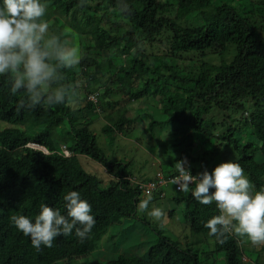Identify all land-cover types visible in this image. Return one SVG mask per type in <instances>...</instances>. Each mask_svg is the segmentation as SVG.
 Segmentation results:
<instances>
[{"label": "trees", "instance_id": "obj_1", "mask_svg": "<svg viewBox=\"0 0 264 264\" xmlns=\"http://www.w3.org/2000/svg\"><path fill=\"white\" fill-rule=\"evenodd\" d=\"M45 2L44 19L51 22L50 31L65 41L64 27L69 26L80 38L85 53L78 66L63 70L65 85L77 92L81 78L99 82L98 74L104 71V65L93 51L101 55L114 51L117 59L124 58L117 65L114 82L139 84L135 91L128 92L134 99L150 94L161 97L165 116L157 119L150 115V131L153 133L156 127L181 129L185 142L174 153L176 167L168 175L178 174L179 163L185 165L187 156L192 161L186 169L191 173L212 172L208 168L212 149L202 147L201 152L191 154L196 133L207 141L216 140V147L232 148L237 154L234 160L244 168L254 190H264V0H87L83 7L80 0ZM172 7L177 10L175 16L171 15ZM191 16L199 22L184 24ZM144 39L155 47L167 42L168 49L161 54H149L144 50ZM230 47L236 51L231 61L222 60L215 65L204 60L212 53L224 55ZM184 53L198 54V72L193 68L181 73L177 60ZM208 66L212 71L204 78L200 71ZM106 92L111 94L115 89ZM23 98L22 92L11 93L10 76H0V123L6 124L0 130V264H81L82 259L88 261L90 257L97 261H91L93 264H126L115 256L100 259L97 248L113 228L112 240L106 245L108 250H118V244L127 237L122 232L132 227L126 222H135L138 216L123 211L106 214L99 205L117 198L122 204L136 207L141 190L129 180L132 172L128 162L105 154L89 119L83 115L84 108L93 110L95 102L88 99L84 108L62 104L50 109L24 110L18 107ZM247 110L251 114L245 117ZM30 116L48 117L50 121L42 127L21 128ZM137 120L138 117L123 114L114 125H106L104 132L112 137ZM54 128L61 130L57 132L58 140ZM243 135L253 139V148L243 142ZM30 142L45 147L48 153L29 147ZM61 146L71 154L65 155ZM83 157L103 168L101 177L85 168ZM257 161L260 164L255 167ZM73 190L92 206L96 224L89 238L81 242L74 230L70 236L57 237L51 248L35 249L10 217L25 215L34 220L41 204L66 214L63 196ZM172 198L177 204L186 203L185 220L203 234L209 248L202 252L189 244L185 246L162 228L151 229L150 233L139 231L141 239L147 235L146 241L139 238L140 244H147L141 254L144 264H217L214 253L220 255L222 264H264V244L244 246L246 238L231 234L219 244L208 235L204 224L221 214L215 202L202 205L188 192L174 194ZM95 250L97 254L93 256Z\"/></svg>", "mask_w": 264, "mask_h": 264}, {"label": "clouds", "instance_id": "obj_2", "mask_svg": "<svg viewBox=\"0 0 264 264\" xmlns=\"http://www.w3.org/2000/svg\"><path fill=\"white\" fill-rule=\"evenodd\" d=\"M86 3L87 0H80L81 7ZM46 12L45 0H0V76H10L13 95L24 94L18 105L24 110L74 105L78 99L76 92L62 81L63 70L77 66L81 52L50 31V24L44 19ZM98 95V92L91 93L88 99L96 102ZM28 146L48 153L45 147L35 142ZM60 150L65 155L71 154L63 146ZM158 172H163L166 177L174 176L171 183L177 185L180 192L169 185L145 195L141 184L151 181ZM141 178L133 173L129 176L133 186L141 190V197L163 199L172 190L171 196L188 192L202 205L215 202L221 214L208 220L204 227L209 229L208 235L217 243L223 244L231 234L246 238L253 245L264 244V190H254L244 168L235 160L219 164L211 173L205 170L199 175L191 173L184 162H180L177 176L168 175L161 169L148 178ZM63 200L66 214H62L59 208L41 204L34 220L25 215H13L11 222L30 238L37 250L41 246L51 248L57 237L70 236L74 230L81 242L87 240L96 224L91 204L75 190L65 194ZM148 206L149 200L142 201L138 211L147 212L156 221L165 215L163 208L154 207L148 211Z\"/></svg>", "mask_w": 264, "mask_h": 264}, {"label": "rangeland", "instance_id": "obj_3", "mask_svg": "<svg viewBox=\"0 0 264 264\" xmlns=\"http://www.w3.org/2000/svg\"><path fill=\"white\" fill-rule=\"evenodd\" d=\"M170 1L174 2L175 0ZM244 4L247 5V2L244 1ZM171 12V15L175 16L177 10L173 9L172 7ZM54 13L59 14L58 11H55ZM198 22L199 19H195L194 16H191L189 21L183 23L197 24ZM49 24H51V22ZM64 29L65 42L69 46L74 45L78 47L82 57V55L85 53L81 50L80 38L69 26H65ZM143 41L144 50L149 54H161L163 50L167 51L168 49L167 42L160 43L161 46L155 47L152 46L148 40L144 39ZM93 53H95L94 57H96L97 60L104 65V71L98 74L99 82L90 83L85 79V77L80 79L78 84L79 90H77L76 92L78 99L74 105L80 108H84L88 104V96L91 93H100V96H98V101L95 102V110H88L84 108L83 115L89 119L91 123L90 127L97 135L98 143L105 154L111 159L126 160L129 164V170L139 178H148L152 175L153 172L155 173L157 170L162 169L168 172L169 170L172 171V169H175L176 157L174 156V153L178 152L177 150L180 145H185V142L181 139L184 131L177 128L163 129L160 127H156L154 132L152 133L149 129V125L151 122L150 115L157 119H162L163 116H165L161 111V97L158 98L159 96L156 97L150 94L140 99L132 98L128 92L135 91L136 88H138L139 84L123 85L120 84L121 82L119 81H113L117 76V65L122 64L124 58L122 57L121 59H117V55L114 51L103 53V55L96 54L98 52L95 51H93ZM235 54V48L230 47V49L224 55L212 53L209 54V56H207L204 60L211 64L219 65L221 64L222 60L227 62L231 61L234 58ZM198 59H200V57L197 53L182 54L180 56V59L177 60L178 64L181 67V73L186 74L193 68L194 72H198L197 68H195ZM154 65L158 67L157 64ZM92 67L94 69V66ZM211 71V66L204 67L200 71L201 76L206 78ZM107 89H115V92L109 94L108 92H106ZM113 102H115L114 106H112ZM123 114L128 117H138V120L134 124L125 127L127 128V130L124 129V131H116L115 133H113L112 137H110L104 132V127L108 124L114 125V123L118 119H120ZM250 114V110H247L244 116L246 117ZM240 115L241 114H236L237 117ZM27 121V125L25 126L20 124L22 125L21 128L28 130L29 128H33L30 126L34 125L41 127L46 126L49 123L50 119L48 117L37 118L35 116H30ZM241 121L244 120L242 119ZM218 122H221L220 117L218 118ZM3 127H6V124L0 123V130H2ZM60 131V129L58 131L56 128L53 129V134L57 140L59 139L58 133H60ZM215 133H220V131H215ZM241 138L243 139L244 143L247 142V144L250 145V148L254 147L253 139H251L249 135H243L241 136ZM194 142L195 146L191 152L192 155L197 151L201 152L203 150L201 149L202 147L212 149V155L209 157L210 164L208 166L211 171H213L214 168L219 164L234 160L237 157L236 152L230 147L222 149L220 148V146L216 147L218 145L217 141L214 139L207 141V139H205L204 137L194 133ZM85 161H88L87 165ZM191 161L192 160L190 159V156H187L184 165L185 168L191 167ZM81 162L85 166V168H87V170H91L99 177H101L104 172L103 168L92 160H88L83 157L81 159ZM259 164L260 161H257L255 163V167H257ZM103 184L107 185L108 180L106 183L103 182ZM172 193H174L172 190L167 192L168 196L165 199L156 198L157 196H154L155 198L142 196L140 199L139 204L142 201L149 200L148 211H151L154 207L163 208L165 215L160 221H156L153 218H150L147 215V212H139V204L136 207L129 204H122L117 198L110 199L100 204V211L106 214L123 211L128 215L136 213L138 216L137 221L134 222L132 220H129L128 222H126L129 226L132 227H127V229L125 228L126 230L124 229V231L122 232L123 235H127V237H125L124 240L120 244H118V250L112 251L116 248L111 250V247L110 250H108V247L106 245V243L112 240L110 235L112 232H114L113 228H110V231L102 237V239L100 240L101 247L97 248L100 254V259L105 258L104 260H106L115 256L114 258H117L122 263L125 262L126 264H144L145 261L142 260L141 254L146 250L147 244H140V234L138 232L144 231L150 233L151 229L155 230L156 228L164 229L166 233L169 234L174 240H179L185 246L189 244L188 246H191L192 248L195 247L202 252L205 251V248H209L210 244L204 240L203 234L195 231V229H192L190 224L185 220L183 212L186 204L183 203L179 205L176 203V201L173 200V198H169L172 197ZM161 224H163V227L160 226ZM119 238L120 236L117 239ZM141 240L146 241L147 235L143 236ZM245 240L246 241L244 242V246H250L252 244L247 239ZM97 250L93 252V256L97 254ZM109 252L110 254L108 255L107 253ZM214 258L217 260V264H222L221 257L218 253H214ZM244 259L248 262L250 261L247 259V257H245ZM81 261V264H93L92 262H97L93 257H90L88 261L87 259H82Z\"/></svg>", "mask_w": 264, "mask_h": 264}, {"label": "built area", "instance_id": "obj_4", "mask_svg": "<svg viewBox=\"0 0 264 264\" xmlns=\"http://www.w3.org/2000/svg\"><path fill=\"white\" fill-rule=\"evenodd\" d=\"M173 177L174 176L166 177L163 172H158L151 181L147 182L146 184H141L140 187L145 195H150L155 191H159V190L167 188L169 185H173L171 183V180L173 179ZM173 186L176 192H180L178 191L177 185H173ZM192 187H194V185Z\"/></svg>", "mask_w": 264, "mask_h": 264}, {"label": "crops", "instance_id": "obj_5", "mask_svg": "<svg viewBox=\"0 0 264 264\" xmlns=\"http://www.w3.org/2000/svg\"><path fill=\"white\" fill-rule=\"evenodd\" d=\"M153 174V173H152ZM165 198H167V197H165ZM165 198H163V199H165ZM169 198H171L172 199V197H169ZM183 204V203H182Z\"/></svg>", "mask_w": 264, "mask_h": 264}]
</instances>
